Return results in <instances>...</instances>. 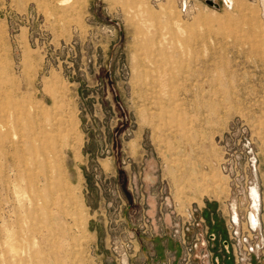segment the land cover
I'll return each instance as SVG.
<instances>
[{
	"label": "rangeland",
	"instance_id": "374dc122",
	"mask_svg": "<svg viewBox=\"0 0 264 264\" xmlns=\"http://www.w3.org/2000/svg\"><path fill=\"white\" fill-rule=\"evenodd\" d=\"M232 1L0 0V264H264L263 0Z\"/></svg>",
	"mask_w": 264,
	"mask_h": 264
},
{
	"label": "built area",
	"instance_id": "2783aa9c",
	"mask_svg": "<svg viewBox=\"0 0 264 264\" xmlns=\"http://www.w3.org/2000/svg\"><path fill=\"white\" fill-rule=\"evenodd\" d=\"M187 5H188V0H183V8H186ZM263 16H264V5H263ZM192 215H193V212H191L189 214V216H190L189 218H192ZM184 223H185V225H186V223L188 225H190V221H187L186 220V222H184ZM261 225H262V222H261V218H260L259 226H261ZM176 231L177 232H180L183 235V237H184V243L186 244L185 229H184V227L182 229H176ZM235 233H237V232H235ZM247 243H248V240H247ZM187 250H188V257H187L186 264H189L190 263V258H191L192 247L191 246H188L187 247ZM254 250H255V246L254 245H250L249 244V246H245L244 252L243 253L241 252V255L240 256H238L236 254V262H237V264H251L250 257H248V255H250Z\"/></svg>",
	"mask_w": 264,
	"mask_h": 264
},
{
	"label": "bare ground",
	"instance_id": "6f19581e",
	"mask_svg": "<svg viewBox=\"0 0 264 264\" xmlns=\"http://www.w3.org/2000/svg\"><path fill=\"white\" fill-rule=\"evenodd\" d=\"M225 2L228 8L233 6L232 0H225ZM262 2L264 5V0ZM251 191H252L251 197L253 196L252 198L254 199V205L252 207L258 209L259 208V194H260L258 185L253 186ZM232 209H233L234 220L238 221L239 215L237 213L236 206H233ZM259 213L260 211L258 212V215H256L253 211L249 212V221L251 222L250 225H252L253 227L259 226V222H260Z\"/></svg>",
	"mask_w": 264,
	"mask_h": 264
},
{
	"label": "crops",
	"instance_id": "0c3cea01",
	"mask_svg": "<svg viewBox=\"0 0 264 264\" xmlns=\"http://www.w3.org/2000/svg\"><path fill=\"white\" fill-rule=\"evenodd\" d=\"M205 206H206V203H205ZM216 219H217V218H212V217H211V220H209V223H210V225H209V229H210V230H208V234H215V239H213V240L210 242V247H211V249H214V248H213L214 245H213L212 242H214V244L216 245V242H217L218 240H220V239L223 238V237H221V232H220L217 228H215L214 226L211 225L212 223L215 224ZM223 239H224V238H223ZM205 246H206V244H205ZM215 248H216V247H215ZM216 261H217L216 264H235L234 261H233V258H231V257L229 256V257H226L225 259H222V255H221V254L216 256Z\"/></svg>",
	"mask_w": 264,
	"mask_h": 264
},
{
	"label": "water",
	"instance_id": "95a60500",
	"mask_svg": "<svg viewBox=\"0 0 264 264\" xmlns=\"http://www.w3.org/2000/svg\"><path fill=\"white\" fill-rule=\"evenodd\" d=\"M207 2L213 6H217V4L213 0H207Z\"/></svg>",
	"mask_w": 264,
	"mask_h": 264
},
{
	"label": "flooded vegetation",
	"instance_id": "af4514ba",
	"mask_svg": "<svg viewBox=\"0 0 264 264\" xmlns=\"http://www.w3.org/2000/svg\"><path fill=\"white\" fill-rule=\"evenodd\" d=\"M227 243V242H226Z\"/></svg>",
	"mask_w": 264,
	"mask_h": 264
}]
</instances>
